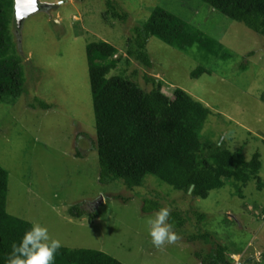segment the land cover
I'll use <instances>...</instances> for the list:
<instances>
[{
    "label": "rangeland",
    "instance_id": "374dc122",
    "mask_svg": "<svg viewBox=\"0 0 264 264\" xmlns=\"http://www.w3.org/2000/svg\"><path fill=\"white\" fill-rule=\"evenodd\" d=\"M116 1L128 13L126 21L103 18L108 0H13L8 24L25 91L14 103L0 102L6 210L47 227L65 247L101 250L125 264H202L196 253H208L211 244L187 239L199 230L227 247L232 264H264V35L202 0ZM156 9L179 19L198 42L189 39L181 50L151 37L148 69L128 53L126 39ZM100 40L116 48L112 74L150 90L148 74L165 93L179 88L207 106L202 141L223 143L245 160L258 153L260 179L245 185L226 180L206 199L152 175L132 190L121 181L99 183L86 47ZM198 68L205 72L194 77ZM145 198L182 212L186 223L175 243L152 244L147 220L156 212H142ZM81 202L88 213L70 217L69 207ZM193 210L206 219L198 221Z\"/></svg>",
    "mask_w": 264,
    "mask_h": 264
},
{
    "label": "trees",
    "instance_id": "16d2710c",
    "mask_svg": "<svg viewBox=\"0 0 264 264\" xmlns=\"http://www.w3.org/2000/svg\"><path fill=\"white\" fill-rule=\"evenodd\" d=\"M202 1L264 35V0ZM12 7L13 0H0V102L10 104L25 91V75L8 24ZM106 9L105 20L110 16L120 21L128 19V13L116 0H108ZM151 37L181 50L182 44L185 46L189 39L198 42V38L186 33L185 24L171 13L154 10L126 39L128 53L148 69L153 66L146 49ZM86 51L95 112L99 183L121 181L132 190L143 185L145 176L152 175L173 190L206 199L212 191L222 188L226 180L245 185L260 179L258 153L245 160L240 152H231L223 143L202 141V129L210 114V109L202 102L179 88L171 94L165 93L162 83L148 74L144 77L152 85L150 90H144L133 79L112 74L116 61L112 55L116 48L105 41L90 43ZM203 72L205 70L198 68L192 75L196 77ZM37 103L44 109L50 106L43 101ZM7 193L8 173L0 166V264H6L12 244L18 243L32 225L8 213ZM85 203L70 206L69 216H85L88 213ZM161 208L158 200H143L144 213L157 212ZM170 212V222L179 235L186 220L180 210ZM193 212L198 221L206 219L205 213ZM187 239L191 242L201 239L211 244L208 253H196L202 264H232L227 257V247L213 240L208 232L199 230ZM55 264L125 263L101 250L63 246L56 254Z\"/></svg>",
    "mask_w": 264,
    "mask_h": 264
},
{
    "label": "clouds",
    "instance_id": "9594fccd",
    "mask_svg": "<svg viewBox=\"0 0 264 264\" xmlns=\"http://www.w3.org/2000/svg\"><path fill=\"white\" fill-rule=\"evenodd\" d=\"M229 137L230 133L225 132L222 139L227 140ZM170 217V209L161 208L147 220L148 234L157 248L175 243L179 238ZM62 247V242L53 238L47 227L33 223L19 242L12 244L6 264H55L56 254Z\"/></svg>",
    "mask_w": 264,
    "mask_h": 264
}]
</instances>
